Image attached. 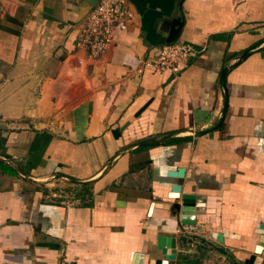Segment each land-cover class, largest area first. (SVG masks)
Wrapping results in <instances>:
<instances>
[{
    "label": "crops",
    "instance_id": "1",
    "mask_svg": "<svg viewBox=\"0 0 264 264\" xmlns=\"http://www.w3.org/2000/svg\"><path fill=\"white\" fill-rule=\"evenodd\" d=\"M97 2L0 0V264H153L158 236L175 239L168 264L254 263L264 0H126L131 17L91 58L75 40ZM174 21L197 53L143 67ZM182 195L203 203L191 225L172 207Z\"/></svg>",
    "mask_w": 264,
    "mask_h": 264
},
{
    "label": "built area",
    "instance_id": "2",
    "mask_svg": "<svg viewBox=\"0 0 264 264\" xmlns=\"http://www.w3.org/2000/svg\"><path fill=\"white\" fill-rule=\"evenodd\" d=\"M131 17L126 0H98L86 14L77 32L75 46L87 56L96 58L103 54L112 41V30L124 19ZM188 43L161 44L157 51L142 62L143 67L155 72L175 71L185 65L196 54ZM259 264H264V247L257 255ZM58 264H73L60 261Z\"/></svg>",
    "mask_w": 264,
    "mask_h": 264
},
{
    "label": "water",
    "instance_id": "3",
    "mask_svg": "<svg viewBox=\"0 0 264 264\" xmlns=\"http://www.w3.org/2000/svg\"><path fill=\"white\" fill-rule=\"evenodd\" d=\"M181 22L180 21H174L171 23L168 36L165 40V44L173 43L176 40V37L181 29ZM259 43L253 44L250 48L245 50L241 56L240 59L245 57L251 50L255 49ZM226 73V68H223L220 71L219 74V85L222 89V93L224 94V75ZM226 108V98L223 95V102H222V110L220 112V118L224 114V110ZM204 132V131H203ZM199 134L202 132H198ZM196 134V133H195ZM173 172L168 173V176L173 177L175 176ZM173 192H177V188H172ZM172 207L179 213H180V224L182 225H191L193 224V220L189 218L192 216L196 211H199L203 208V203L199 202L195 197L192 196H185L182 195L180 197V204L175 203L172 205ZM211 247V246H210ZM155 248L159 252V255L162 257L161 259H156L152 261L153 264H168L169 261L173 260L175 257V251H176V245H175V239L173 237H166V236H158L155 240ZM167 250L169 252L167 253ZM260 251L256 253L258 255ZM254 259V256H250L247 261H244L242 264H259L258 260H256L254 263H252V260Z\"/></svg>",
    "mask_w": 264,
    "mask_h": 264
}]
</instances>
